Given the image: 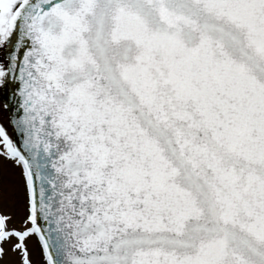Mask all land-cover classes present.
<instances>
[{"label": "snow or ice", "instance_id": "snow-or-ice-1", "mask_svg": "<svg viewBox=\"0 0 264 264\" xmlns=\"http://www.w3.org/2000/svg\"><path fill=\"white\" fill-rule=\"evenodd\" d=\"M0 264H264V0H0Z\"/></svg>", "mask_w": 264, "mask_h": 264}]
</instances>
